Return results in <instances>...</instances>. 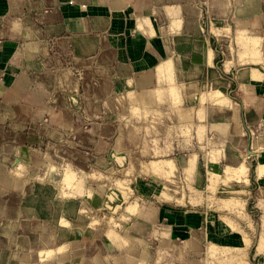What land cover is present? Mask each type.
Segmentation results:
<instances>
[{
  "label": "rangeland",
  "instance_id": "374dc122",
  "mask_svg": "<svg viewBox=\"0 0 264 264\" xmlns=\"http://www.w3.org/2000/svg\"><path fill=\"white\" fill-rule=\"evenodd\" d=\"M233 9L224 12L225 25L210 24L208 11L203 10L199 35H194L198 38V54L205 52L206 44L219 52L228 45L242 61L250 56L251 60L263 62V9L252 11L250 16ZM249 18L256 24H249ZM236 20L246 21L240 24ZM215 34L222 38L219 42ZM209 36L213 38H208L207 43L201 40ZM176 51L189 54L192 50ZM222 61L221 57L220 67ZM166 66L164 62L160 69ZM210 68L213 67L209 65ZM200 77L198 72L194 79L199 89L189 88L178 74L170 88L161 90H126L120 83L111 89L80 87L69 94L80 103L73 109L79 119L74 116L64 134L49 137L36 126L30 136L17 139L26 146L25 163L4 171L3 185L19 189L26 181L33 211H41V199L42 211L45 205L48 214L60 209L73 225H56L48 216L49 231L57 233L54 236L58 241L48 243L45 235L35 236L43 245L33 256L23 252L25 246L19 241L23 235H17L18 251L0 249V264H9L10 258L17 263L32 260V264H40V259L49 256L54 264H61L59 254L66 248L59 247L61 240L87 239L86 227L97 230L94 237L86 240L95 247L89 253L90 257L95 255L90 259L92 264H264V178L254 179L255 159L249 154L246 123L241 121L240 133L233 141L234 133L230 136L224 132L223 137H217L205 121L206 113H214L206 103L232 107L229 98H239V91L227 89L221 80L226 78L223 75L217 83L208 78L202 89ZM240 116L242 120V107ZM252 144L264 145L261 130L256 131ZM193 152L194 161L190 157ZM200 167L203 175L198 180ZM263 172L264 165L260 163L257 173ZM149 204L212 213L219 225L232 230V235L223 238V244L237 247L210 243L211 239L198 240L196 244L179 237L170 239L157 229L171 226L167 215L160 212L155 227L144 226L135 217L137 209L144 215L141 206ZM37 219L32 218L31 223L36 224ZM11 236L9 233V244L14 242ZM76 247L72 257L79 252ZM6 251L7 260L1 256Z\"/></svg>",
  "mask_w": 264,
  "mask_h": 264
},
{
  "label": "crops",
  "instance_id": "0c3cea01",
  "mask_svg": "<svg viewBox=\"0 0 264 264\" xmlns=\"http://www.w3.org/2000/svg\"><path fill=\"white\" fill-rule=\"evenodd\" d=\"M231 8L241 9L244 14L263 9L264 14V0H0V163L3 164L0 170V249L17 252L15 236L29 234V247L23 252L34 256V251L43 245L35 236L45 235L48 243L58 241L54 236L57 233L49 231L48 216L56 225H73L60 209L48 214L45 205L42 211L41 199L38 201L41 211H33L26 181L22 189H18L6 187L2 179L4 171L25 163L27 149L24 142L17 143V139L30 136L36 126L46 136L60 137L74 121V116L79 119L73 110L78 104L77 98L69 94L80 87L111 89L120 83L126 90H161L170 88L171 80H177L178 74L189 88L199 89L194 80L199 72L204 89L208 78L217 83L223 75L226 78H222V82H226L227 89L238 90L239 98H229L232 102L229 108L206 103V107H213L214 113H206L205 121L210 123L211 133L217 137H223L224 132H229L230 136L234 133L233 141L240 133L238 126L245 121L249 154L255 159L254 179L264 178V172L257 173L258 165H264V145L252 144L257 130L264 134V61L251 60L250 56L242 61L228 45L219 52L206 44L205 52L198 54L199 46L195 42L198 38L194 37L199 35L203 10L208 11L206 18L210 24L225 25L224 12ZM248 20L249 24H256L251 18ZM238 21L241 24L246 20ZM261 23L264 25V17ZM178 32L181 34L177 35ZM210 37L213 38L201 37V40L207 43ZM215 38L217 42L222 39L217 34ZM182 48L192 51L177 53L176 50ZM164 62L167 66L162 70L160 65ZM209 65L213 68L209 69ZM7 137L12 140H6ZM190 155L194 161L196 152ZM199 171L196 178L201 180L202 167ZM153 205L141 206L144 215L136 210L135 217L144 226H157L154 223L163 213L169 217L171 226L157 229L170 239L179 237L193 244L211 239L210 243L237 247L223 244V238L232 235V230L219 225L216 215L181 210L173 205L162 208ZM32 218H38L36 224L31 223ZM84 230L87 239L97 234L94 228ZM9 233L14 241L11 244ZM87 239L61 240L59 247L65 246L66 251L71 252L78 246L80 253L71 257L69 264H79V260L83 264L95 256H89L95 247L92 248ZM31 262L9 260V264Z\"/></svg>",
  "mask_w": 264,
  "mask_h": 264
},
{
  "label": "bare ground",
  "instance_id": "6f19581e",
  "mask_svg": "<svg viewBox=\"0 0 264 264\" xmlns=\"http://www.w3.org/2000/svg\"><path fill=\"white\" fill-rule=\"evenodd\" d=\"M3 168V166H1V168L0 169H2ZM56 215V214H55ZM59 232H60V230H59ZM60 235V234H59ZM37 238V237H36ZM43 238L46 240V238H45V236H43ZM19 241L23 244V246H25V247H29V240H28V238L27 237H20V239H19ZM76 248H78V247H76ZM63 250H64V248H62ZM62 253V255H60V257H59V261H60V263L62 264V263H66V264H69V261L71 260V258L70 257H72L71 255V252H69V251H66V250H64V251H62L61 252ZM79 252H76V254H74V255H77ZM1 256H4L5 258H6V260H7V258H8V255H7V251H6V253H1ZM44 256H46V255H44ZM48 257V256H47ZM30 259V258H29ZM57 260V259H56ZM69 260V261H68ZM22 261H28V260H22ZM32 261V260H31ZM31 261H28V262H31ZM44 261V262H43ZM79 261H81V260H79ZM90 261V260H89ZM87 261V262H84L83 264H92V262L90 261ZM119 263H120V261L119 260H117ZM27 263V262H26ZM54 264V260L53 259H51L50 258V256H49V258H47V259H45L44 258V260H42V259H40V264ZM32 264V263H31Z\"/></svg>",
  "mask_w": 264,
  "mask_h": 264
}]
</instances>
